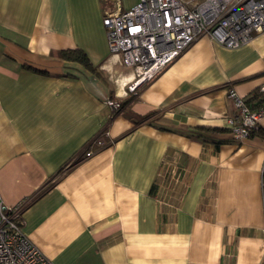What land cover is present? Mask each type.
<instances>
[{"label":"crops","instance_id":"1","mask_svg":"<svg viewBox=\"0 0 264 264\" xmlns=\"http://www.w3.org/2000/svg\"><path fill=\"white\" fill-rule=\"evenodd\" d=\"M138 1L0 0V199L25 203L53 264H264V137L226 123L230 89H263L264 31L237 48L198 37L115 107L135 72L103 18ZM74 48L99 76L60 57Z\"/></svg>","mask_w":264,"mask_h":264},{"label":"built area","instance_id":"2","mask_svg":"<svg viewBox=\"0 0 264 264\" xmlns=\"http://www.w3.org/2000/svg\"><path fill=\"white\" fill-rule=\"evenodd\" d=\"M103 25L112 56L135 72L125 85L136 91L202 35L229 48L248 44L254 34L264 31V0H139L130 9L106 13ZM228 95L236 109L226 118L229 133L233 138H248L264 120V96L253 108L235 89ZM107 103L119 107L112 100ZM103 144L101 137H95L85 156ZM260 174L264 217V160ZM24 207V202L6 206L0 199V264H53L23 232Z\"/></svg>","mask_w":264,"mask_h":264},{"label":"trees","instance_id":"3","mask_svg":"<svg viewBox=\"0 0 264 264\" xmlns=\"http://www.w3.org/2000/svg\"><path fill=\"white\" fill-rule=\"evenodd\" d=\"M60 57L69 63L75 64L79 66L80 68L88 71L93 76H99L101 71L99 70L98 66H95L87 56V54L81 49V48H74V49H68V50H62L60 52ZM68 76H73L71 74H68ZM136 94V91H129L125 98H122L121 102L119 103L120 108L127 106V104L134 99ZM262 96H264L263 91L256 90L254 91L250 97L246 99L247 103L251 104L253 108L258 107L261 104ZM256 102V103H255ZM209 131H215V132H223L224 129L221 128H215L210 129ZM258 135L260 137H264V130L262 128L253 130L250 136Z\"/></svg>","mask_w":264,"mask_h":264},{"label":"rangeland","instance_id":"4","mask_svg":"<svg viewBox=\"0 0 264 264\" xmlns=\"http://www.w3.org/2000/svg\"><path fill=\"white\" fill-rule=\"evenodd\" d=\"M125 87H126V85H125ZM141 87H142V86H141ZM126 88L128 89V87H126ZM139 88H140V87H139ZM139 88H137L136 91H137Z\"/></svg>","mask_w":264,"mask_h":264}]
</instances>
